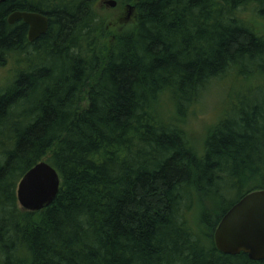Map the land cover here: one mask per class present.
Segmentation results:
<instances>
[{
	"label": "trees",
	"instance_id": "obj_1",
	"mask_svg": "<svg viewBox=\"0 0 264 264\" xmlns=\"http://www.w3.org/2000/svg\"><path fill=\"white\" fill-rule=\"evenodd\" d=\"M96 1L0 4V66L31 63L0 92V264H264L213 238L264 190V36L240 13L264 20V0H116L132 20L109 42ZM13 12L46 16V34L29 43ZM230 74L247 85L196 153L183 118ZM39 162L59 191L28 212L16 188Z\"/></svg>",
	"mask_w": 264,
	"mask_h": 264
},
{
	"label": "water",
	"instance_id": "obj_2",
	"mask_svg": "<svg viewBox=\"0 0 264 264\" xmlns=\"http://www.w3.org/2000/svg\"><path fill=\"white\" fill-rule=\"evenodd\" d=\"M6 0H0V4ZM114 8L116 2L107 0L103 3ZM126 20L131 16L133 7H127ZM23 22L28 27L29 42L36 41L48 30L46 16L30 12H13L7 17V24L13 26ZM41 180L37 182L35 176ZM31 178V179H29ZM60 186V179L46 162H39L28 170L20 179L16 188L18 206L28 212H38L54 201ZM216 249L229 256L240 253L247 255L254 262L264 260V190L252 191L237 201L221 218L214 232Z\"/></svg>",
	"mask_w": 264,
	"mask_h": 264
},
{
	"label": "rangeland",
	"instance_id": "obj_3",
	"mask_svg": "<svg viewBox=\"0 0 264 264\" xmlns=\"http://www.w3.org/2000/svg\"><path fill=\"white\" fill-rule=\"evenodd\" d=\"M95 7L99 16L105 21V29L107 30L106 42H109L110 37L113 38L116 30L120 31V29L124 28V26L132 20L129 19L125 21L126 23L119 24L118 21L125 14V12L120 11V8L111 9L107 6L105 7L98 0L95 2ZM240 13L242 19L249 21L250 24L254 25L257 31L264 36V20H256L253 6L242 8ZM32 62L34 66L39 63L37 60H33ZM30 64L27 61V58L25 59L24 55L16 53L9 55L4 64L0 66V92L8 87L16 72L28 68V65L30 66ZM233 76L235 75H227L223 80L214 83L208 92L198 101V104L186 113L183 118V128L190 138L196 153H200L202 149L208 128L219 120L223 106L225 108L227 102L233 101V99H230L233 90L240 89L243 91V88L247 85V83L240 81L241 78L235 79ZM167 109L171 111L170 108L167 107L162 111L165 115ZM229 199L232 201L235 200L236 195L232 193L229 196Z\"/></svg>",
	"mask_w": 264,
	"mask_h": 264
},
{
	"label": "flooded vegetation",
	"instance_id": "obj_4",
	"mask_svg": "<svg viewBox=\"0 0 264 264\" xmlns=\"http://www.w3.org/2000/svg\"><path fill=\"white\" fill-rule=\"evenodd\" d=\"M113 1L116 2V6L114 7V9H117V8H118L117 1H116V0H113ZM100 2L103 4L105 1H104V0H100ZM127 7H128V6H127ZM127 14H128V11H127ZM123 16H124V15H123ZM27 33H28V27H27ZM39 38H40V37H39ZM39 38H38V39H39ZM38 39H37V40H38ZM27 40H28V38H27ZM37 40H36V41H37ZM36 41H34V42H29V43H35Z\"/></svg>",
	"mask_w": 264,
	"mask_h": 264
},
{
	"label": "snow or ice",
	"instance_id": "obj_5",
	"mask_svg": "<svg viewBox=\"0 0 264 264\" xmlns=\"http://www.w3.org/2000/svg\"><path fill=\"white\" fill-rule=\"evenodd\" d=\"M29 179H31V178H29ZM35 180H36L37 182H39V181L41 180V177H40L39 175H37V176H35Z\"/></svg>",
	"mask_w": 264,
	"mask_h": 264
},
{
	"label": "bare ground",
	"instance_id": "obj_6",
	"mask_svg": "<svg viewBox=\"0 0 264 264\" xmlns=\"http://www.w3.org/2000/svg\"><path fill=\"white\" fill-rule=\"evenodd\" d=\"M240 200V199H239ZM233 206V205H232ZM221 220V219H220ZM215 246V245H214ZM216 248V247H215ZM245 255V254H244ZM247 256V255H246ZM249 260V259H248Z\"/></svg>",
	"mask_w": 264,
	"mask_h": 264
}]
</instances>
